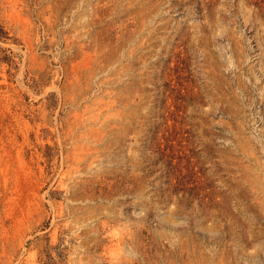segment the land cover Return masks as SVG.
I'll return each instance as SVG.
<instances>
[{
  "label": "rangeland",
  "instance_id": "obj_1",
  "mask_svg": "<svg viewBox=\"0 0 264 264\" xmlns=\"http://www.w3.org/2000/svg\"><path fill=\"white\" fill-rule=\"evenodd\" d=\"M0 264H264V0H0Z\"/></svg>",
  "mask_w": 264,
  "mask_h": 264
}]
</instances>
